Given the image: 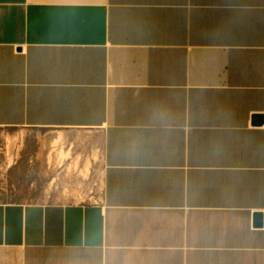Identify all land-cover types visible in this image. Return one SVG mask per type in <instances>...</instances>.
<instances>
[{"label": "crops", "instance_id": "obj_1", "mask_svg": "<svg viewBox=\"0 0 264 264\" xmlns=\"http://www.w3.org/2000/svg\"><path fill=\"white\" fill-rule=\"evenodd\" d=\"M13 127L84 131L102 191L0 200V264H264V0H0Z\"/></svg>", "mask_w": 264, "mask_h": 264}, {"label": "rangeland", "instance_id": "obj_2", "mask_svg": "<svg viewBox=\"0 0 264 264\" xmlns=\"http://www.w3.org/2000/svg\"><path fill=\"white\" fill-rule=\"evenodd\" d=\"M96 148L79 129L0 128V200L97 199L102 167Z\"/></svg>", "mask_w": 264, "mask_h": 264}]
</instances>
